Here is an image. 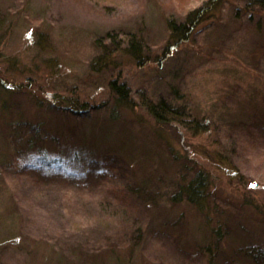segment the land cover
I'll return each mask as SVG.
<instances>
[{
	"label": "rangeland",
	"instance_id": "1",
	"mask_svg": "<svg viewBox=\"0 0 264 264\" xmlns=\"http://www.w3.org/2000/svg\"><path fill=\"white\" fill-rule=\"evenodd\" d=\"M208 1L0 0V264L264 251V9L222 0L179 40ZM112 80L203 128L118 104ZM199 172L200 202L174 197Z\"/></svg>",
	"mask_w": 264,
	"mask_h": 264
},
{
	"label": "trees",
	"instance_id": "2",
	"mask_svg": "<svg viewBox=\"0 0 264 264\" xmlns=\"http://www.w3.org/2000/svg\"><path fill=\"white\" fill-rule=\"evenodd\" d=\"M222 4V0H209L200 8L192 10L187 17V19L179 24H171V30L175 32L179 40L185 39L188 33L191 32L192 28L202 19V17L210 12L217 6ZM244 7L248 12H255L257 9H264V0H245ZM128 49L133 54H136L140 49L138 42L135 38H128ZM111 90L117 96V103L122 106H130L132 104L138 103L139 106L144 108L156 122L171 123L173 121L188 127L192 130L202 129L203 125L198 122L194 117L189 116V112L182 111L181 108L176 107V105L171 104L163 98H159L156 102L151 100L146 93L139 92L138 102L131 96V91L127 84L124 82H118L117 80H112L109 82ZM82 103L79 105L81 108L88 107L87 104ZM205 189V176L203 174L197 173L195 177L190 180L184 188H181L174 197L181 199L186 197V199L193 203H199L204 195ZM245 255L250 258L254 264H264V251L254 248V246H249L244 248Z\"/></svg>",
	"mask_w": 264,
	"mask_h": 264
}]
</instances>
